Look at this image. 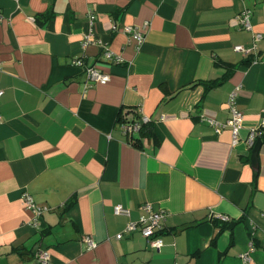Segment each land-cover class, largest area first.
I'll list each match as a JSON object with an SVG mask.
<instances>
[{
    "label": "crops",
    "instance_id": "obj_1",
    "mask_svg": "<svg viewBox=\"0 0 264 264\" xmlns=\"http://www.w3.org/2000/svg\"><path fill=\"white\" fill-rule=\"evenodd\" d=\"M0 90V264H264V0H0Z\"/></svg>",
    "mask_w": 264,
    "mask_h": 264
},
{
    "label": "built area",
    "instance_id": "obj_2",
    "mask_svg": "<svg viewBox=\"0 0 264 264\" xmlns=\"http://www.w3.org/2000/svg\"><path fill=\"white\" fill-rule=\"evenodd\" d=\"M93 16L89 15V19H92ZM241 26L243 27H248L249 26V22H248V14L246 10H243L239 16V21H238ZM123 29L127 32L130 33V35L135 38L136 40L140 41V37L141 35V29L139 28H133L130 25H124ZM255 37H259L258 34L255 35ZM234 49L236 50H242L241 46L239 45H235ZM102 54L105 57H110L112 58L114 61H118L120 60L119 57L115 56L114 54L111 53L110 50L108 49H104ZM85 69V73L87 78H89L91 81L97 80L99 82H103L107 79L108 75L107 73H103L99 70H97L96 68L92 67V66H87L84 68ZM1 92V90H0ZM233 94V92L231 93ZM239 117L240 114L237 110H235L234 108H230V112H229V117L226 119V122H223V124L229 126L231 134H232V138L235 139V134L237 133V129L239 128ZM264 124V121L262 120V122L255 127L250 128L247 131V134L245 136V141L246 144L251 146L253 145V142L257 136V134L260 133V127ZM138 121L135 122H125L123 123V129L124 130H129L130 128L132 129V127L134 126H138ZM217 125V126H216ZM219 123L214 124L215 130L218 129L219 127ZM21 200L24 204V206L26 208H29L31 211H33L34 213L38 214L40 212V205H37L36 203H34V201L32 200V198L30 197V195H28L27 193L23 192L22 196H21ZM140 207L143 209V212L145 214H141L139 215L137 221H128L125 225L124 231L126 230H134L135 228H138V231L143 234V235H147L150 236V234L155 230L158 229L160 227L161 221L164 218V214L162 212V210H153L151 207V204L148 201L143 202ZM113 211L115 213H124L127 214L128 213V208L121 206L120 204H114L113 205ZM217 217H219L220 219H228V216L226 214H216ZM121 234V232L116 233V237H119ZM153 242L154 245L158 246L160 244V238L154 237L153 238ZM85 248H88L90 246L93 245V243L86 238V242L84 243ZM47 253L45 251H40L39 255H37V261L38 262H44L47 258ZM244 258L246 257V254L243 256Z\"/></svg>",
    "mask_w": 264,
    "mask_h": 264
},
{
    "label": "trees",
    "instance_id": "obj_3",
    "mask_svg": "<svg viewBox=\"0 0 264 264\" xmlns=\"http://www.w3.org/2000/svg\"><path fill=\"white\" fill-rule=\"evenodd\" d=\"M28 18H30L31 20H38L37 19V17L36 16H34V15H29L28 16ZM239 26L240 27H243V26H241V24L239 23ZM125 33H128V34H130L129 32H127V31H125ZM104 56V55H103ZM105 57V56H104ZM105 58H110V57H105ZM110 59H112V58H110ZM113 60V59H112ZM128 111H133L132 109H128ZM127 112V111H126ZM138 116H136V117H131V118H126L125 117V119H127V120H125L126 122H132V120H134V121H137V119H134V118H137ZM124 118V117H123ZM139 124H140V120H139ZM142 124V125H141ZM141 124H140V126H143L144 124H146L145 122H141ZM257 138H259L260 139V141L262 140V141H264V124L260 127V133L259 134H257V136H256ZM35 203V202H34ZM208 218H210V217H208ZM211 220H215V218L214 219H212V218H210ZM219 220H221L222 222L220 223V226H219V229L220 228H223V227H229L231 224H230V221L231 220H229V218L228 219H219ZM161 226H162V224H160V227L159 228H161ZM212 239H213V236L211 237Z\"/></svg>",
    "mask_w": 264,
    "mask_h": 264
},
{
    "label": "water",
    "instance_id": "obj_4",
    "mask_svg": "<svg viewBox=\"0 0 264 264\" xmlns=\"http://www.w3.org/2000/svg\"><path fill=\"white\" fill-rule=\"evenodd\" d=\"M260 144V139L259 138H255L254 142H253V145L251 147V150H250V161H251V164L253 165V167L256 166V151L258 149V146Z\"/></svg>",
    "mask_w": 264,
    "mask_h": 264
},
{
    "label": "flooded vegetation",
    "instance_id": "obj_5",
    "mask_svg": "<svg viewBox=\"0 0 264 264\" xmlns=\"http://www.w3.org/2000/svg\"><path fill=\"white\" fill-rule=\"evenodd\" d=\"M249 146V145H248ZM249 147H252V145L251 146H249Z\"/></svg>",
    "mask_w": 264,
    "mask_h": 264
}]
</instances>
